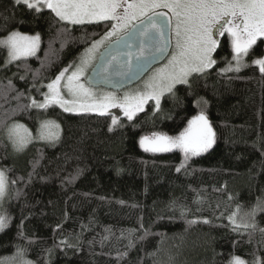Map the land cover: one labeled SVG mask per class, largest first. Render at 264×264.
Listing matches in <instances>:
<instances>
[{
  "label": "trees",
  "instance_id": "16d2710c",
  "mask_svg": "<svg viewBox=\"0 0 264 264\" xmlns=\"http://www.w3.org/2000/svg\"><path fill=\"white\" fill-rule=\"evenodd\" d=\"M109 27L70 28L49 11L0 0V40L13 31L40 36L29 59L8 64L0 46V170L9 184L0 261L15 255L31 264L264 261V210L257 208L264 201V75L253 64L264 57V41L246 56L248 67L224 73L232 55L221 40L212 69L177 86L159 108L149 104L117 126L110 116L33 108L42 86ZM201 108L215 133L205 153L183 163L178 150L140 149L141 137L178 136ZM44 121L59 125V139L33 140L14 153L3 137L12 123L34 134ZM253 209L255 216H247ZM233 213L256 228H235Z\"/></svg>",
  "mask_w": 264,
  "mask_h": 264
},
{
  "label": "snow or ice",
  "instance_id": "6c2138e0",
  "mask_svg": "<svg viewBox=\"0 0 264 264\" xmlns=\"http://www.w3.org/2000/svg\"><path fill=\"white\" fill-rule=\"evenodd\" d=\"M13 3L14 6L26 8L37 14L48 9L60 20L72 24L115 20L116 23L112 25L114 31L128 28L131 20L137 15H145L158 8H166L172 13L168 22H157L152 16H148L149 23L143 33L148 35L149 32H153L155 37L163 40L165 31L171 30V19L174 17L176 20V47L179 51L169 62L170 71H162L160 75L162 82L149 83L146 85L147 91L131 98L125 97L123 101H117L115 97H105L104 102L94 106L93 110L101 116L106 114L109 106L119 107L128 120H132L137 112L143 111V106L148 100H154L156 107L159 108L160 97L165 92H172L176 84L188 83L191 74L203 73L216 64L213 53L218 46V41L215 39L217 35L227 32L235 65L229 63L224 71L236 72L249 66L244 58L249 55L257 39L264 37V0H130V2L129 0H13ZM154 15L162 17L164 13H154ZM111 35L113 32H108L103 39ZM102 42L103 40L97 41L93 48ZM39 43L38 34L30 36L18 31H13L5 39L0 40V46H5L8 50L9 62L35 55ZM157 50L163 52L164 47L158 46ZM88 51L91 52L92 49ZM253 64L259 66V71L264 75V58L255 59ZM66 71L67 69H64L46 85L48 93L44 94V102L33 101L35 107L46 109L51 104H59L66 112L75 110L65 107L70 102L63 99L60 94V81ZM73 79H78L77 73L68 77L69 82ZM77 87L82 88V86ZM69 91L71 92L72 89L69 88ZM112 124H117L116 117H113ZM58 129L59 125L54 121H44L38 130V138L55 141L59 139ZM109 131H112L111 126ZM8 136L17 151H22L32 139V134L20 124L10 127ZM214 136L215 133L207 116L201 111L188 121L187 128L178 136L169 137L153 133L151 138L141 137L139 144L144 151L154 153L169 152L178 148L187 159L190 155H199L212 147ZM179 170L178 168L177 171ZM5 188L6 178L4 173L0 172V197L4 195ZM257 208L264 210V201L258 200ZM255 212L256 209H253L246 215L254 217ZM235 215L236 213H233L229 217L235 228H256L254 222L236 223ZM4 226L5 218L0 216V228ZM260 232L264 234V228L260 229ZM229 264H245V262L233 256ZM253 264H264V261L257 258Z\"/></svg>",
  "mask_w": 264,
  "mask_h": 264
},
{
  "label": "rangeland",
  "instance_id": "374dc122",
  "mask_svg": "<svg viewBox=\"0 0 264 264\" xmlns=\"http://www.w3.org/2000/svg\"><path fill=\"white\" fill-rule=\"evenodd\" d=\"M129 2H130V0H129ZM43 11H49V12H51L48 9H44ZM119 11L122 12L123 9H119ZM156 11H165V12H167L170 15V17H172V13L169 12L168 9H166V8H158V9H155V10H153L151 12L146 13L145 15H137L136 18H134V19L131 20L130 24L128 25V28L121 29V30H116V31H114L112 29V25L114 23H116L115 20H100V21H93V22H90V23L86 22V23H83V24H72V23H69L68 21H62V20H60L58 17L55 16L54 13L51 12L61 23L65 24L66 26H68L70 28L76 27V26L92 25V24L109 22L110 23V27H109V29H108V31L106 33L113 32V35H111L107 39H103L105 37V34H104L99 39L92 41L80 53V55L76 58V60L73 63H71L67 68H65V69H67V71L64 72V76L62 77V79L60 81V94L63 97V99H65V100H67V101L70 102V103L66 104L65 107L75 109L74 111H68V112H66V111H64V108H62L59 104H51L46 109L35 107L33 104H32V107L35 108V109H37L38 111L47 110L49 108H53L54 107V108H57V109H59L60 111H62L64 113H67V114L101 116V115L98 114L97 111H95L93 109H94V106H99L102 102H104V98L105 97H115L117 99V101H123L125 97L131 98V97H133V96H135L137 94H140V93H143V92L147 91L148 89H146V85L149 84V83L162 82V81H160V75H161L162 71H164V72L170 71L169 62H170V60H172L173 55L176 54L179 51L177 49V47H176V40H177L176 34H175L176 20H175L174 17L171 19V21H172V28H171L172 49H171V53H170L169 57L166 59V61L164 63H162L161 65H159V66L155 67L154 69H152L144 77V79L141 80L138 84H136V85H134V86H132L130 88L124 89V90H122L120 92H113V91L105 90V89H102V88L92 89V88L87 87L85 85V83H84L85 78L87 77L88 73L90 72V70L95 65L96 60H97V57H98L100 51L103 48H105V46L108 43H110L111 41L117 39L119 36H121L122 34H124L134 23L142 20L147 15H149V14H151L153 12H156ZM220 37H221V40L226 39L228 41L229 48L231 50V55H233L232 49H231L230 38H229L227 32H225L223 35H217L215 37V39L218 41V39ZM1 40H3V39H1ZM101 40H103V42L102 43H99V44H96V47L93 48V45L97 41H101ZM259 40H263L264 41V37H259L257 39V42ZM39 46H40V43H39ZM2 47H4L6 49V51H7V63L8 64L9 63H13V62H17V61H21V60H25V59H29V58H31V57L34 56L33 55V56H28V57H22L20 60L9 62L8 50H7V48L5 46H2ZM38 49H39V47H38ZM38 49H37V51H38ZM89 49H92V51L89 52L88 51ZM214 56H215V52L213 53V58H214ZM245 59H246V57L244 58V60ZM230 60H231L230 63L233 64V65H235V61L232 60V56H231V59ZM85 61H87V62L85 63ZM214 65L211 68L205 70L203 73H193V74H191L188 77V79L191 76H193V75H201V74H204L208 70L212 69L214 67ZM227 67H228V65L225 66V68H227ZM223 72L224 73H227V72H234V71H224L223 70ZM73 73H77L78 79H73L71 82H69L68 77L69 76H72ZM54 79H52V80H54ZM51 81L47 82L46 84H44L42 86L44 88V92L41 95V99L40 100L31 99V103L33 101H36L38 103H43L44 102V94L48 93V89H47L46 85L48 83H50ZM186 84L187 83H178V84L175 85V87L173 88V90L177 86H179V85H186ZM77 86H82V88H79ZM69 88L72 89L71 92L69 91ZM170 93H172V92H165L160 97V103H161V100L163 99V97L167 96ZM149 104H153V106L155 107V109H157L155 101L154 100H148L147 103H145L144 106H143L144 107V110L146 109L147 105H149ZM143 111L137 112L135 116H137L138 114H140ZM201 111H204V108H201ZM103 116H110L111 117V120L113 119V117H116L117 118V122L119 121V119H126V120H128L127 116L124 115V112L119 107H111V106H109L107 108L106 114L103 115ZM135 116H133V118ZM17 124H19V123H12V124H10L7 127L6 132L4 133V136H3L5 138V141L8 142L11 150L14 153L15 152L19 153L21 151H17L15 149V147L13 146V144H12V142L9 139V136H8V129L10 127H13L14 125H17ZM117 124L116 125H113L112 124V126H117ZM41 125H42V123L39 125V127L37 129V132L34 133V134L28 130L32 134V139L30 140V142H32L33 140H37V141H43V142H46V143H50V141H48V140H42V139H39L38 138V130L40 129ZM58 132L60 133V130L59 129H58ZM51 142H54V141H51ZM139 147H140V144H139ZM140 149H142V148L140 147ZM173 150H178L179 151L183 163L206 152V151H204V152H201L199 155H194V156H191L190 155L187 159H185L184 153L180 149L177 148V149H173ZM145 152H148L149 153L150 151H145ZM0 172H3V171L0 170ZM5 178H6V188H5V192H4V195L2 197H0V216H3L5 218V226L3 228H0V232H2L9 225V218H8V215H7V212H6V204L8 202V197H9V184H8V180H7L6 175H5ZM235 221H236V223H242L243 221H247L249 223L248 219H245V217L243 215H241V214H237L235 216ZM0 264H31V263L29 261H26V260H24V259H22V258H20V257H18V256L15 255V256H13L11 258H7L5 260H1L0 261Z\"/></svg>",
  "mask_w": 264,
  "mask_h": 264
},
{
  "label": "water",
  "instance_id": "95a60500",
  "mask_svg": "<svg viewBox=\"0 0 264 264\" xmlns=\"http://www.w3.org/2000/svg\"><path fill=\"white\" fill-rule=\"evenodd\" d=\"M160 12L164 13L162 17L154 15ZM148 16H152L157 22H168L170 18L165 11L153 12L107 44L85 78L87 87L120 92L138 84L152 69L166 61L172 49L171 30L165 31L163 40L155 37L153 32L144 35L149 23ZM158 46L164 47V51H158Z\"/></svg>",
  "mask_w": 264,
  "mask_h": 264
},
{
  "label": "flooded vegetation",
  "instance_id": "af4514ba",
  "mask_svg": "<svg viewBox=\"0 0 264 264\" xmlns=\"http://www.w3.org/2000/svg\"><path fill=\"white\" fill-rule=\"evenodd\" d=\"M127 31H128V30H127ZM127 31H126V32H127ZM126 32H125V33H126ZM220 40H221V37L218 39V45H219ZM217 47H218V46H217Z\"/></svg>",
  "mask_w": 264,
  "mask_h": 264
},
{
  "label": "bare ground",
  "instance_id": "6f19581e",
  "mask_svg": "<svg viewBox=\"0 0 264 264\" xmlns=\"http://www.w3.org/2000/svg\"><path fill=\"white\" fill-rule=\"evenodd\" d=\"M109 44V43H108ZM97 61V60H96Z\"/></svg>",
  "mask_w": 264,
  "mask_h": 264
}]
</instances>
